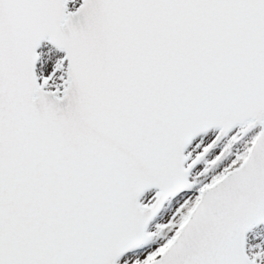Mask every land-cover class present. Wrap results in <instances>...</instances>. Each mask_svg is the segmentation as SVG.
Masks as SVG:
<instances>
[{
    "label": "snow or ice",
    "instance_id": "1",
    "mask_svg": "<svg viewBox=\"0 0 264 264\" xmlns=\"http://www.w3.org/2000/svg\"><path fill=\"white\" fill-rule=\"evenodd\" d=\"M0 264H264V0H0Z\"/></svg>",
    "mask_w": 264,
    "mask_h": 264
}]
</instances>
